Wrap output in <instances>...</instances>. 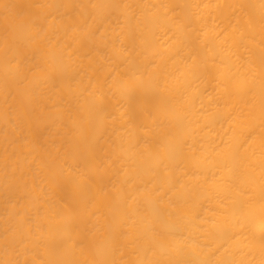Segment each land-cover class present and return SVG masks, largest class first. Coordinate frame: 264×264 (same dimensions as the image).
<instances>
[{
  "label": "bare ground",
  "instance_id": "bare-ground-1",
  "mask_svg": "<svg viewBox=\"0 0 264 264\" xmlns=\"http://www.w3.org/2000/svg\"><path fill=\"white\" fill-rule=\"evenodd\" d=\"M0 264H264V0H0Z\"/></svg>",
  "mask_w": 264,
  "mask_h": 264
}]
</instances>
